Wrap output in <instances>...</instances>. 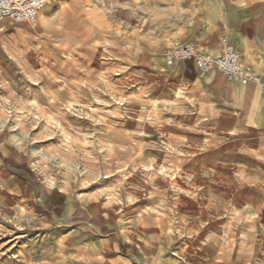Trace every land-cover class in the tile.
Here are the masks:
<instances>
[{"label": "rangeland", "instance_id": "obj_1", "mask_svg": "<svg viewBox=\"0 0 264 264\" xmlns=\"http://www.w3.org/2000/svg\"><path fill=\"white\" fill-rule=\"evenodd\" d=\"M39 16L15 37L0 21V264H137L140 218L171 247V216L193 213L204 219L179 230L194 246L178 260L264 264L263 223L249 221L251 207L232 222L207 199L184 201L201 191L199 179L208 196L217 175L171 171L186 128L171 104L175 68L164 63L168 49L202 51L241 22L264 29V0H47ZM6 35L15 46L3 45ZM51 192L58 207L69 198L68 218L48 220ZM206 229L214 251L197 239Z\"/></svg>", "mask_w": 264, "mask_h": 264}, {"label": "crops", "instance_id": "obj_2", "mask_svg": "<svg viewBox=\"0 0 264 264\" xmlns=\"http://www.w3.org/2000/svg\"><path fill=\"white\" fill-rule=\"evenodd\" d=\"M239 14L240 19L233 16L231 21L239 23L243 20L244 15ZM41 18L38 16L36 22L40 23ZM45 19L47 22V17ZM0 21L4 22L5 27V22H9L14 30L11 35L14 37L18 33H15V27L23 25L13 24L8 20ZM228 35L231 38L229 41L241 53V57L244 58L243 53L246 50L253 54L250 60L241 58L244 64L264 70V64L258 61H264V29L254 33L249 24L241 22L238 28L230 31ZM9 38L10 35L2 38L3 45L8 41L10 45L15 46L12 37ZM201 50L218 56L221 52V42L215 40ZM170 68H175L172 74L170 71L169 78L176 83L172 91L175 97L171 98V104H174V109L182 120L181 124L186 128L183 155L179 154L180 151L171 149V171L174 174H202L210 170L217 175L213 186H210L208 196L204 191L207 188L206 183L198 178L197 189L201 191L196 197H184L185 203L196 205L197 199L201 203V200L207 199L211 210L215 209L220 214L231 212L232 222L240 218V215L234 212L248 206L251 207V210H248L249 221L262 222L264 228V197H255L256 192L264 191V94L255 85L227 81L217 72L199 74L189 62ZM52 194L51 192L47 196L51 210L48 220L68 218L66 211L69 198L63 197V206L58 207L53 203ZM54 196L57 199L60 195ZM175 200L173 198L174 205ZM224 206L227 207L226 210L223 209ZM61 209L65 214L57 216L54 210ZM174 216H171V247L166 244L162 236L164 233L158 230L156 225L150 222V225L144 224L146 217L139 219L138 241L131 247L135 263L184 264L178 260L179 255L194 246V243L189 239L184 240V235L180 240L179 230L188 232L189 228L195 227L198 222L201 227L204 217L201 213L177 218H173ZM205 221L209 222V219L205 217ZM214 238V232L206 229L199 230L197 239H200L203 247L214 251ZM169 255L171 257L168 259Z\"/></svg>", "mask_w": 264, "mask_h": 264}, {"label": "built area", "instance_id": "obj_3", "mask_svg": "<svg viewBox=\"0 0 264 264\" xmlns=\"http://www.w3.org/2000/svg\"><path fill=\"white\" fill-rule=\"evenodd\" d=\"M46 4L47 0H0V20L33 26ZM187 62L199 74L217 72L227 81L255 85L264 94V70L242 63L240 53L228 38L221 39L218 56L202 53L192 43L170 48L164 53V63L168 67Z\"/></svg>", "mask_w": 264, "mask_h": 264}, {"label": "bare ground", "instance_id": "obj_4", "mask_svg": "<svg viewBox=\"0 0 264 264\" xmlns=\"http://www.w3.org/2000/svg\"><path fill=\"white\" fill-rule=\"evenodd\" d=\"M43 13L46 14V13H47V9H45V10L43 11ZM241 61H242V60H241ZM242 63H243V62H242Z\"/></svg>", "mask_w": 264, "mask_h": 264}, {"label": "trees", "instance_id": "obj_5", "mask_svg": "<svg viewBox=\"0 0 264 264\" xmlns=\"http://www.w3.org/2000/svg\"><path fill=\"white\" fill-rule=\"evenodd\" d=\"M15 168H18L17 166H15Z\"/></svg>", "mask_w": 264, "mask_h": 264}]
</instances>
